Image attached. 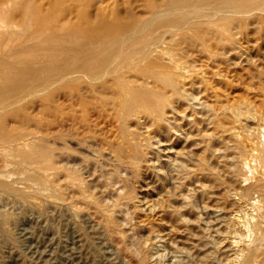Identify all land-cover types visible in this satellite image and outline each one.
Returning <instances> with one entry per match:
<instances>
[{
	"label": "rangeland",
	"instance_id": "rangeland-1",
	"mask_svg": "<svg viewBox=\"0 0 264 264\" xmlns=\"http://www.w3.org/2000/svg\"><path fill=\"white\" fill-rule=\"evenodd\" d=\"M85 2L86 0H82V3ZM153 2L156 3L158 0H93L88 9L92 20H96L100 15L108 18L112 16L111 14L117 13L119 17L122 16L123 19H121L123 21H128L131 18L145 19L150 12L148 4ZM255 15L258 16L256 12L255 14L253 12L247 17L237 18L239 20L242 19L244 24L242 26L236 25L237 23L234 25V27H237L232 29L234 37L231 41H225V49H220V51L214 50V48H211V51L200 47L196 49V47H188L187 43L182 42L179 48H183L184 52L181 49L179 50L184 53L180 54L182 58L184 57L185 62H182L185 66L180 61L181 63L178 62L177 65L180 68L175 67L173 62L166 61L169 60L166 59L169 56H167V53H162L164 51L168 52L170 48H173L174 44L176 45L177 41H179V36H176V43L170 40L171 36L168 34L161 36L160 41L162 40V43L159 42V44L154 45L160 48L157 47L158 50L156 51V47L153 46L155 49L153 57L158 56L159 52L160 55H164L166 58L162 60L171 65L174 68V72L178 75L180 89L185 91L186 94L189 93L185 98H181L178 94L170 96V104L167 106L168 108L170 106V108L168 110L166 107L164 121L163 123L161 121L157 127L156 125L153 126L154 124L148 119L134 118L130 121L131 127L137 128V131H139L140 141L143 142V150L138 161L133 163L130 160L124 162L119 160L117 156L119 150H122L123 153L127 152L126 154L131 151L119 131V123L111 113L106 112H98L95 114L99 116H91V119L95 122L97 121L98 125L92 129L94 137L91 139L90 145H79L77 140L69 139L65 145L69 149H74L73 152L70 149L71 157L63 156L57 158L58 162H62L61 165L70 170L67 169L69 172L76 171L80 175L84 184L92 188L93 195L98 199L100 198L99 200L101 201L107 200L106 202L111 211L118 203V200L121 201L123 199L122 201L125 202L126 207L127 223L126 228L121 226L122 231L124 228L127 230L131 227L135 234H143L145 236L150 235L153 231L152 235H150L153 237L150 238L148 236L151 240L142 243L145 250L149 249L146 250L148 256L147 264H185L186 262L188 264L189 261V264H238L239 261L241 264H255L257 261L256 264H260L264 262V19H262V23L259 21L260 19L255 21V18H257ZM251 16L254 18L251 19ZM229 42H234V46L238 44L237 47L235 46L236 49ZM169 43L171 44L169 45L170 47L168 46ZM183 46L186 50H184ZM162 48H164V51ZM185 52L190 55H185ZM192 52L193 55L191 54ZM182 65L185 68L183 71L181 70ZM166 89V93L170 95L172 93L171 89ZM53 92L54 95L50 102L51 109L47 113L45 111L48 103L46 102L47 94L42 92L36 96L28 97L17 107L24 110L21 112V116L23 115L24 121L29 120L27 123L25 122L26 125L24 121H19L16 118L15 120L17 121H15L13 120L14 118L9 117L8 120L10 119V122L7 120V126L10 128L15 126L14 129L16 131H28L29 136L35 137H37L36 135L38 137L44 135V127L48 122L51 124L50 129H53L50 132L51 135H55L58 130H71L73 128L70 126L71 124H67L65 127L62 125L61 120L72 113L71 107L76 109L77 105L74 106V103L70 104V102L65 101L58 90H53ZM191 93H194V95ZM172 99L176 101V104L173 103ZM189 99L190 102H188ZM61 103L64 105L65 110L60 112L56 108L58 105H62ZM177 103L180 106H177ZM180 103L185 105L183 106ZM78 112L80 113L79 110ZM166 117L169 119H166ZM196 120L198 122L202 120L204 123L200 122L198 125ZM18 121L20 124L17 123ZM170 122L173 123L171 124ZM113 123L114 125H112ZM138 124L141 126H138ZM169 126L170 128H168ZM115 132L117 133L114 134ZM103 134L105 138L102 137ZM143 134L146 135V139L148 137L152 139L148 138L146 140ZM63 143L57 140L55 147L62 148ZM144 143H146V147L151 146L146 149ZM92 144H95L93 145L94 148L91 146ZM122 144L125 147H121L120 145ZM90 146L98 154L95 151L92 152ZM117 146L119 148H116ZM72 157L74 158L71 159ZM63 159L68 163L65 161V164ZM7 160L10 159H5L0 155V181H6L5 183L8 184L12 181L13 183L12 185L10 182L7 187H0L2 189L0 190V219L4 217L0 221V264L132 263L128 261L131 257L121 249L122 244L120 241L123 240L121 235L113 234L114 232L108 228L102 217L98 216V218V214L93 209L84 207L75 200L77 193L74 195L71 189L74 188L72 190L75 192L77 190L76 187H72L70 192L65 193L61 198L62 195L59 197L56 192L53 191L51 193V191L40 188V185L33 182L34 185L32 181L25 179L24 173L18 170L17 165L12 166L14 163L11 161L10 167L7 168ZM68 160L77 162L73 165ZM201 163L207 165L204 166ZM1 165H4V167ZM80 165L82 168H79ZM83 165H86L85 168L87 169ZM182 165L184 167L180 168ZM34 166V164H31L28 169L33 170ZM91 167L93 170L89 172L92 169ZM110 168L113 169L110 170ZM182 168H186V171ZM79 169H81V173ZM14 170H18L22 174L20 175ZM204 170L208 171V174H205L207 172ZM201 172L204 173L201 174ZM89 173L94 176H90ZM114 173L117 174V177L114 178L115 180L112 179ZM164 175L165 177H163ZM187 175L190 177H187ZM177 176L178 179L179 176L180 178L183 176L184 179L177 180ZM62 177L60 176L59 179L63 180L65 178ZM174 178L179 182H174ZM98 180L99 182L96 183ZM119 180H125L127 183L124 181L123 183L121 181L118 182ZM183 180L184 182H182ZM26 182L31 183L28 184ZM24 184H27V186ZM97 184L101 185L102 188ZM181 187L184 189L181 190L182 192L180 191ZM4 189L8 192H5ZM108 189L109 191H107ZM110 189L112 190L111 192ZM103 191L105 193L109 192L106 194L107 196L110 195L106 197ZM12 192H15V194ZM251 192L254 194L252 195ZM36 193L39 195H36ZM53 193L54 195H52ZM172 194L176 197V202ZM178 194L182 198L177 196ZM51 198L53 201H51ZM70 199H73L74 202ZM69 200L72 201L71 205ZM189 202L193 204L191 205L192 209L189 207ZM184 203L188 204L185 206ZM185 207H189V210L187 209L186 211ZM190 210L191 212H188ZM217 211L219 212L217 213ZM176 213H179V216ZM175 214L176 217L178 216L177 218H175ZM118 217L120 218V216ZM183 217L186 219L181 220ZM190 218L194 220L190 221ZM125 222L123 221L122 223ZM255 223H259L258 227H256ZM259 227L263 230V233H260L262 230ZM106 228L108 229L106 230ZM176 229L179 230L176 231ZM252 230L253 232H251ZM144 231L145 234L143 233ZM159 231L162 233L160 234ZM261 234H263L262 237ZM202 235L203 239L199 240ZM206 239L207 242L210 241L208 242L209 244ZM200 242L201 244L204 242L203 246L207 243V246L203 248L201 245L200 247ZM148 243L150 244L148 245ZM133 245L134 242L131 243V247H135ZM190 245H192V248H190ZM196 246H199L200 249ZM181 247L182 250L180 252ZM203 250L206 251L205 255L202 254ZM207 253H212L213 255ZM249 256L251 258H248ZM129 257L130 259H128ZM189 257L193 258V260ZM235 260L238 261L235 262Z\"/></svg>",
	"mask_w": 264,
	"mask_h": 264
},
{
	"label": "bare ground",
	"instance_id": "bare-ground-1",
	"mask_svg": "<svg viewBox=\"0 0 264 264\" xmlns=\"http://www.w3.org/2000/svg\"><path fill=\"white\" fill-rule=\"evenodd\" d=\"M92 2L93 0H86L85 3H82V0H0V155L3 156L5 159H10L6 161L7 168L10 167L9 165H11L10 163L11 161L12 163H14L12 164V166L17 165L19 168L18 170L24 173L23 176L25 177V179H27L28 181H32V183L34 182L40 185L41 186L40 188H43L44 190H47V191H51V193L53 191L56 192L57 195L59 194L58 195L59 197L60 195H62L61 198L64 196L65 193L66 194L69 193L72 187H76L77 190L75 192L72 190L74 188L71 189L74 195L77 193L76 194L77 198L75 197L76 198L75 200H77V202L83 205L84 207L93 209L95 213L98 214L97 217L98 216L102 217L105 223L108 225V228H110L111 231L114 232L113 234L121 235L123 239L120 241V243L122 244L121 249L124 253H126L127 255L131 257V259L130 257L128 258L130 259L128 261H131L132 262L131 264H147L148 256H147L146 250H149V249L145 250L144 244L142 243L143 242L146 243L148 240H151L149 239L148 236L152 235L153 231L150 235L145 236L143 234H135L134 233L135 231L133 232L132 231L133 229L131 227H129L126 230L125 226L127 223V220H126L127 213H126L125 202L122 201L123 199H121V201L118 200V203L115 205V207L111 211V209L109 208V205L106 202L107 200L101 201L99 200L100 198L98 199L95 195H93L91 191L92 188L84 184L80 175L76 171L69 172L70 170L67 168L69 170L68 171L64 165H61L62 162L61 161L58 162L57 158L63 157V156L71 157L70 155L71 148L69 149L68 147H66L67 145H65L66 142L69 141V139L77 140L79 145L80 144L90 145L91 139L94 137L92 129L94 128V126L98 125L96 123L97 121L95 122L94 120L91 119V116L96 115L95 113H98V112L100 113L106 112V113H111V115L119 123V131L120 133H122L123 139L126 140L128 144V148L131 151L129 152V154H126L127 152L123 153L122 150H119L118 155H117L119 157V160L123 162L130 160L133 163L138 161L139 160L138 158L143 150V144H142L143 142L140 141L141 136H140L139 131H137V128L131 127L130 121L134 118H138L142 120L148 119L150 120L152 124H154L153 126L156 125L157 127L160 125L161 121L162 123L164 121V115L166 114L165 110L167 109L169 110L170 108V106L169 108L167 107L170 104V100H171L170 96L172 94L173 95L178 94L180 95L181 98H185V96H187L189 93L188 92L186 94L185 91L180 89L178 78H177L178 75L174 72L173 70L174 68H172L171 65L163 61L166 57H164V55H160V52L158 53L160 55V56L158 55L159 57L158 56L153 57V52L155 51V49L157 51L158 48H160L154 45L159 44V42L162 43V40L160 41L161 36L163 34L170 35L171 36L170 40L173 41V43L176 41V38H177L176 36L177 35L179 36L178 38L179 41H177V44L176 45L174 44V46L172 45L173 48H170L168 52L164 51V48H162L164 51L162 53L168 54L167 56L169 57L166 59H169V60H166V61H171V63L172 62L174 63L175 67L180 68L177 66L178 62L181 63L182 61H184L183 59L184 57L182 58V55H181V54H184L183 48L182 49L179 48L182 42L187 43L186 45L188 47H196V49L197 47H200L204 50L210 49V51L212 50L211 48H214V50L217 49L219 51L220 49H225V46H224V44H226L225 41L226 42L231 41L232 38L234 37V33L232 32V29L237 28V27H234V25L236 23H237L236 25H239V26H242L244 24V21H242V19L241 20L237 19L238 17H247L251 13L254 12L255 14L256 12L258 16L255 15L257 16V18H255L256 19L255 21L260 19L259 21L262 23L263 21L262 19H264V16H263L264 0H158V2L156 3L153 2L152 4H148V9L150 12H149V15L145 17V19L144 18L143 19L131 18L128 21L126 20L123 21L122 16L119 17L117 13L111 14L112 16L108 18L105 17L104 15L103 16L100 15L96 20H92L90 18L89 9H88L91 6ZM252 18L254 17L251 16V19ZM229 43L233 44L234 42H229ZM169 45L171 44L169 43L168 46ZM153 46L156 48L154 49ZM235 46L237 47L238 44H236ZM235 46L233 48H235ZM179 49H181L183 52L181 53L180 52L181 50ZM184 50H186L185 47H184ZM226 51L228 50L226 49ZM187 53L185 52V55L189 56L190 54H187ZM191 54L193 55V52ZM176 56H178V58H176ZM179 58L183 60H180ZM183 65L185 66V64ZM184 66L181 69L182 71L183 69H185ZM185 74H186V71H185ZM166 88H168V90L169 88L171 89L172 93L169 92L171 93L170 95L166 93L167 92ZM53 90H58V92L61 94L62 98L65 99V101L70 102V104L74 103V106L77 105L76 109L75 107L73 109L71 107L70 110L72 113H70L69 116L61 120L62 125L65 127L67 126V124H71L70 126L73 127L71 130L70 129L66 131L58 130L61 132L57 131L55 135H51L50 132H52L53 129H50L51 124L48 122L46 123L44 127V132H43L44 135H42L41 137H38V135H36L37 137H35V136H29L30 134L27 133L28 131H24V130L16 131V129H14L15 126H13L14 128H12V126L11 128L7 126L6 123L9 117L14 118L13 120H15L16 118V119H19V121L23 122L24 117H22L23 115L21 116V112H23L24 110L19 109L17 107L23 101H25L28 97L30 98V97L36 96L37 94L42 93V92L47 94L46 102L48 103L46 104V107H45V111L47 113L49 109H51L50 102L52 101V97L54 95ZM191 94L194 95V93H191ZM172 98L174 97L172 96ZM172 101H174L173 103L176 104L175 100L172 99ZM188 102H190V99ZM180 104L183 106L185 105L182 103ZM178 105L179 104L177 103V106ZM56 110L60 112L64 111L65 110L64 105L63 104L58 105ZM78 110L80 111V113L78 112ZM178 111L180 112V110ZM166 119H169V118L166 117ZM19 121L17 123H19ZM27 121H24V123L25 122L27 123ZM200 122L204 123V121L202 120ZM200 122L197 121L198 125ZM9 124L13 125L11 123ZM112 125H114V123ZM167 125L169 124L167 123ZM138 126H141V125L138 124ZM168 128H170V126ZM169 131H172V130H169ZM116 133L117 132H115L114 134ZM103 136L104 134L102 135V137ZM145 136L146 135H144V137ZM148 138L146 139L145 137L146 140H148ZM57 140L64 142L62 145L63 146L62 148L55 147V145H57L56 144ZM109 141H110V138H109ZM111 143L113 144V142ZM124 144L120 146L125 147ZM144 144H145L146 149L147 147L151 146L149 145L150 143L148 144L149 146L147 147H146V143ZM93 145L95 144H92L91 146L93 147ZM116 148H119V147L117 146ZM98 149H101V148H98ZM73 150L74 149H71V152H73ZM91 151L96 152V150H93V149ZM150 153H153V152H150ZM96 154H98V152H96ZM73 158L74 157H72L71 159ZM65 161L66 160H64V162ZM76 162H71V163L75 165ZM31 164L35 165L33 170L28 169ZM201 164H203L204 166L207 165L205 163H201ZM1 166L4 167V165H1ZM69 166L72 167L71 165ZM85 166L83 165L84 168ZM95 166L97 165L95 164ZM80 167L82 168L81 165L79 166V168ZM181 167H184V166L182 165L180 166V168ZM111 169L113 168H110V170ZM125 169L128 170L129 168H125ZM8 170L10 171V169ZM18 170L15 172L19 173ZM79 170L81 173V169ZM91 170H93V168L90 169L89 172ZM180 172L182 173V171ZM205 172H207L205 174H208V171H205ZM86 173L88 172L86 171ZM116 173L119 176V173L117 171ZM116 173L113 174L112 179L117 177ZM203 173L204 172H201V174ZM90 174L91 173H89V175ZM60 176H63L65 178L63 180L61 178L59 179ZM96 177H99V176H96ZM163 177H165V175ZM187 177H190V176L187 175ZM83 179L86 180L85 178ZM182 179H184L183 176L181 178L179 176V179L177 176V180H182ZM59 180H60V183H59ZM199 180H200V177H199ZM120 181L121 180H119L118 182ZM123 181L126 182L125 180ZM123 181L121 182L123 183ZM175 181L176 180L174 178V182ZM5 182H3L2 180L0 181L1 188L9 186L10 182L12 183V181L9 182V179H8L9 184ZM97 182H99V180L96 181V183ZM182 182H184V180ZM30 183L31 182H29L28 184ZM24 185L27 186V184H24ZM98 186L100 187L101 185H98ZM14 187L16 188V186ZM120 187L122 186L120 185ZM103 190H106V189H103ZM181 190H184V189L181 187L180 191ZM6 191L7 190H5V192ZM34 191L36 192V190ZM107 191H109V189ZM111 191L112 190L110 189V192ZM103 192L105 195L109 193V192L105 193V191ZM123 193H124V189H123ZM251 193L252 195L254 194L253 192ZM13 194H15V192ZM180 194H178L177 196H180ZM36 195H39V194L36 193ZM47 195L49 196V194ZM52 195H54V193ZM181 195H184V194L182 193ZM108 196L106 195V197ZM172 197H174V199L176 198L175 196H173V194H172ZM73 199H70V200L74 202ZM51 201H53V199ZM72 201H70V205ZM175 202H176V199H175ZM185 202H187V200H185ZM78 203H75V204H78ZM189 205H190L189 206L190 209H192L191 205L193 204L192 203L190 204L189 202ZM194 206H195V202H194ZM74 207L76 206L74 205ZM189 207L188 208L185 207L184 209L187 211V209L189 210ZM188 212H191V210ZM218 212L219 211H217V213ZM193 213L195 214V212ZM176 214H178L179 216V213H176ZM176 214H175V218L178 217V216L176 217ZM118 216H120V218ZM165 216L167 215L165 214ZM199 216L197 217L199 218ZM185 219L186 218L184 217L183 219L181 218V220H185ZM192 219L190 218V221ZM218 219H219V216H218ZM123 221H126V222L122 223ZM256 225H257L256 227H258L259 223ZM121 226L125 227L123 231H122ZM108 228H106V230ZM177 230L179 229H176V231ZM251 232H253V230ZM143 233L145 234V231ZM260 233H263V230ZM156 234L158 235V233ZM254 234L256 233L254 232ZM263 234H261V237L263 236ZM203 235H202V238H199V240L203 239ZM151 237L153 236H150V238ZM181 239H184V238H181ZM207 239H206V242H207ZM159 240L161 239L159 238ZM173 240H174V237H173ZM213 240L215 241V239ZM133 242H134L135 247H131V243ZM172 242H175V241H172ZM183 243H184V240H183ZM203 243L201 244L200 242V247L201 245L203 246ZM207 243L204 244L203 248L207 246L206 245ZM149 244L150 243H148V245ZM185 245H189V244H185ZM191 246L192 245H190V248H192ZM196 247L198 248L199 246H196ZM200 247L198 249H200ZM186 248H189V247H186ZM181 250H182V247L179 251L181 252ZM157 251H160V250H157ZM187 251H189V249H187ZM257 251H260V250H257ZM205 252L206 251L203 250L202 254H204ZM207 254L213 255L212 253H207ZM193 258H190V259L193 260ZM248 258H251V257L249 256ZM198 261L200 262V260ZM236 261L238 260H235V262ZM185 264H187V262ZM260 264H264V262H261Z\"/></svg>",
	"mask_w": 264,
	"mask_h": 264
}]
</instances>
